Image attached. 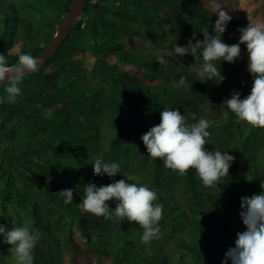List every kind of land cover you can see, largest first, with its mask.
<instances>
[{
	"label": "trees",
	"instance_id": "1",
	"mask_svg": "<svg viewBox=\"0 0 264 264\" xmlns=\"http://www.w3.org/2000/svg\"><path fill=\"white\" fill-rule=\"evenodd\" d=\"M72 4L0 0V54L8 65L22 53H41ZM231 17L221 34L228 45L239 43L238 29L247 26L241 16ZM217 19L205 0H87L53 58L24 77L16 102H0V224L41 233L33 264H64L67 254L82 253L72 238L75 229L87 252L109 264H223L237 233L231 215L219 217L215 209L219 203L240 206L241 197L264 191V129L237 123L234 113L221 109L234 91L241 99L251 92L253 77L244 61H214L224 79L201 82V50L174 53L175 44L187 46L193 32L200 41V30L214 36ZM135 40L141 46L132 45ZM158 55L167 62L159 64ZM181 76L186 83L177 86ZM6 87L0 86V98ZM206 106L214 107L209 151L235 157L229 176L211 187L194 169L184 176L166 169L141 140L160 123L164 108L178 109L191 124ZM96 159L118 163L121 173L95 176ZM120 179L157 193L155 203L163 205L159 239L145 245L139 225L83 211L86 184ZM69 188L73 202L65 204L54 193ZM107 203L114 210L117 201ZM10 247L0 236V264H14Z\"/></svg>",
	"mask_w": 264,
	"mask_h": 264
},
{
	"label": "clouds",
	"instance_id": "2",
	"mask_svg": "<svg viewBox=\"0 0 264 264\" xmlns=\"http://www.w3.org/2000/svg\"><path fill=\"white\" fill-rule=\"evenodd\" d=\"M216 14L218 19L213 28L214 36L209 34L208 29L200 30L203 34V40L200 41L196 40V33L193 32L187 46L175 44L174 53L176 56H194L201 50L203 63L197 69L199 81L214 80L216 77L223 80L224 77L213 62L220 60L234 63L241 55L240 45H246L247 69L253 77L251 92L241 99L240 93L234 91L231 98L222 102L221 109L234 113L237 123L244 122L264 129V21H249L246 27L238 29L239 43L228 45L221 39V34L226 31L232 17L223 8H218ZM192 40L196 42L192 43ZM188 46H191L190 50ZM156 61L159 64L167 62L163 55H158ZM40 63L37 57L22 53L17 63L9 66L6 55L0 54V83L7 84L6 96L0 98V102L6 100L15 103L22 93L19 85L26 75L39 69ZM185 83L186 77L181 76L177 86ZM209 126L205 118L188 124L178 109L166 107L160 112V123L143 134L141 140L148 155L152 159L162 160L166 169L181 176L194 169L202 184L211 187L221 177L229 176L235 157L228 152L206 149ZM93 173L95 176L107 175L111 178L121 172L118 163L96 159ZM261 189H264V183H261ZM54 194L63 197L65 204L73 202V189H63ZM157 198V193L147 185L128 183L125 179L101 186L89 182L85 185L81 206L83 211L98 217L109 219L115 216L120 222L126 219L129 223L139 225L143 229L141 243L147 245L153 239H159L161 234L159 221L163 218V205L155 203ZM113 199L117 201L114 210L107 203ZM240 207L243 210L239 215L246 231L237 233L235 247L227 250L223 264H227L229 259L231 264H264V191L251 197H241ZM0 236L3 237V243L11 245L9 252L14 264H33V250L41 238L38 230L27 225H12L6 230L0 224Z\"/></svg>",
	"mask_w": 264,
	"mask_h": 264
},
{
	"label": "rangeland",
	"instance_id": "3",
	"mask_svg": "<svg viewBox=\"0 0 264 264\" xmlns=\"http://www.w3.org/2000/svg\"><path fill=\"white\" fill-rule=\"evenodd\" d=\"M205 3L213 11H218V8H223L227 11L229 16H241L246 24L252 20H261L264 21V6L263 1L261 0H205ZM134 46H141L138 40L131 42ZM242 61L245 62V68L247 69L248 54L246 45L242 44L241 55L239 57ZM89 62L91 59L88 60ZM248 70V69H247ZM205 118L212 122L214 118V107L206 106L203 108L200 119ZM211 143L205 145L206 149L209 150L212 146ZM210 146V147H209ZM238 174L241 176L242 172L239 170ZM217 184V183H216ZM81 202V201H80ZM240 206L229 204L226 206L222 203H219L216 206L215 212L219 217L223 215H231L233 220V231L243 232L246 231V227L243 225L239 213L242 211ZM72 238L76 246L82 251L79 255L73 257L70 254H67L64 259V264H109L106 259L98 257L95 253L87 252L85 239L82 237L78 229L74 230Z\"/></svg>",
	"mask_w": 264,
	"mask_h": 264
},
{
	"label": "water",
	"instance_id": "4",
	"mask_svg": "<svg viewBox=\"0 0 264 264\" xmlns=\"http://www.w3.org/2000/svg\"><path fill=\"white\" fill-rule=\"evenodd\" d=\"M86 5L87 0H73L71 9L63 17L62 21L58 25L53 38L50 40L45 49L36 56L41 61V63L39 64V69L26 76L33 75L39 72L53 58V56L57 53V51L66 41L71 30L75 27L80 18L83 16ZM4 84L6 83H0V86Z\"/></svg>",
	"mask_w": 264,
	"mask_h": 264
}]
</instances>
